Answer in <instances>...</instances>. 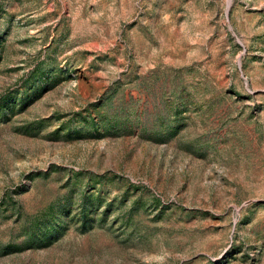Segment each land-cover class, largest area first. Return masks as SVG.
Masks as SVG:
<instances>
[{
    "label": "rangeland",
    "instance_id": "obj_1",
    "mask_svg": "<svg viewBox=\"0 0 264 264\" xmlns=\"http://www.w3.org/2000/svg\"><path fill=\"white\" fill-rule=\"evenodd\" d=\"M0 264H264V0H0Z\"/></svg>",
    "mask_w": 264,
    "mask_h": 264
}]
</instances>
